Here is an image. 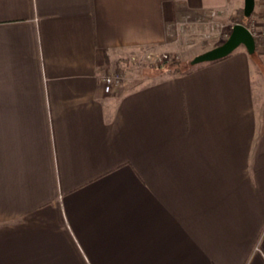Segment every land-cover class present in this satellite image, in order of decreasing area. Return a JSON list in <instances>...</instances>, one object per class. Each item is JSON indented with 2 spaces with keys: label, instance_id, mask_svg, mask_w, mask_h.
Returning <instances> with one entry per match:
<instances>
[{
  "label": "crops",
  "instance_id": "crops-1",
  "mask_svg": "<svg viewBox=\"0 0 264 264\" xmlns=\"http://www.w3.org/2000/svg\"><path fill=\"white\" fill-rule=\"evenodd\" d=\"M243 5L0 0V264H264V50L131 62Z\"/></svg>",
  "mask_w": 264,
  "mask_h": 264
},
{
  "label": "water",
  "instance_id": "water-1",
  "mask_svg": "<svg viewBox=\"0 0 264 264\" xmlns=\"http://www.w3.org/2000/svg\"><path fill=\"white\" fill-rule=\"evenodd\" d=\"M255 8V0H244L243 14L250 17ZM244 46L248 53L255 51L254 36L244 24L236 23L232 26L229 36L224 42L199 55H196L191 64L209 63L230 56L239 46Z\"/></svg>",
  "mask_w": 264,
  "mask_h": 264
},
{
  "label": "rangeland",
  "instance_id": "rangeland-1",
  "mask_svg": "<svg viewBox=\"0 0 264 264\" xmlns=\"http://www.w3.org/2000/svg\"><path fill=\"white\" fill-rule=\"evenodd\" d=\"M239 14H237L234 18H230L227 20V23H230V26L233 23H235L234 21L236 19H239ZM188 23V22H187ZM260 23V22H259ZM252 23H250V27L249 28H252L251 26ZM212 26H214V28L216 29L217 26L214 24V23H211ZM230 26H227V28H222L223 29V32L221 33H218V35H212L210 34L208 31H207V27L206 28H201V27H198L197 26V29L200 28L201 29V32L203 33L205 31V33H203V35L205 34L204 36V39H201L203 41H205L204 43H201V42H195V45H191V43H189L190 41H194V39H191L188 35V31L183 32L180 30L181 28L179 27V40H180V43H183V47H181L180 50H177V51H168V52H165V53H168V54H176L174 56H176V58L180 59L181 62V65H180V68L185 70L186 68L190 67V65H192L190 62L191 60L196 56V55H199L215 46H218L219 44H221L223 42V39L225 40L227 38V34H230L231 32V29ZM185 29H186V24L184 25ZM259 27V28H258ZM260 24L259 26H256V27H253V31L258 33L260 31ZM183 28V26H182ZM183 30V29H182ZM196 32V31H195ZM184 35V36H182ZM193 36H195V33L192 34ZM198 36V35H197ZM207 36V37H206ZM200 38V36H198ZM226 37V38H224ZM242 45L239 46L233 53H235L238 49H241ZM183 49V50H182ZM145 52H148V51H143L142 55L145 53ZM156 52V51H155ZM177 59V60H178ZM202 64V63H200ZM200 64H196V65H200ZM195 65V66H196Z\"/></svg>",
  "mask_w": 264,
  "mask_h": 264
},
{
  "label": "built area",
  "instance_id": "built-area-1",
  "mask_svg": "<svg viewBox=\"0 0 264 264\" xmlns=\"http://www.w3.org/2000/svg\"><path fill=\"white\" fill-rule=\"evenodd\" d=\"M211 23L216 24L213 20H209L203 26V28L211 27L212 26ZM251 23H252L251 24L252 28H249V27L248 28L253 35H260L263 38L262 49L264 50V6H263V10L260 14V23L259 24L261 27H260V31L258 33L253 31L254 30L253 27H256V23L254 21H252ZM185 24L190 28L189 30H190L191 34L195 33V35L202 36L204 38L205 34L203 35V33H205V31L203 33L201 31H199V33H198V31H196L197 30L196 24L189 22V21H186V22H183V24H181L180 26L182 27V25H185ZM229 25H230V23H229ZM232 25H233V22H232L230 27H232ZM169 58H170V54H168V53H165V52L156 53L154 51H148L144 54V56L141 59L137 60L135 58H132L131 62L136 64L137 66H139L138 64H143L145 62L152 63V64H158V63H161V62L168 60ZM123 78H124V72H121V71H114V72L105 71L102 75V79L107 85H120Z\"/></svg>",
  "mask_w": 264,
  "mask_h": 264
},
{
  "label": "trees",
  "instance_id": "trees-1",
  "mask_svg": "<svg viewBox=\"0 0 264 264\" xmlns=\"http://www.w3.org/2000/svg\"><path fill=\"white\" fill-rule=\"evenodd\" d=\"M254 13V11H253ZM253 13L251 14L250 17H245L244 14H243V8H241L238 12L239 14V19H236L233 23L236 24V23H241V24H244L246 27H250V23L253 21ZM227 26H229V24L227 23ZM226 26V27H227ZM225 27V26H224ZM193 35L190 34L189 37ZM197 35H195L196 37ZM229 36V34H227V37ZM254 36V41H255V52L258 51L260 48H262L263 46V38L260 36V35H253ZM226 38V37H224ZM226 40V39H225ZM223 39V42L225 41ZM176 55V54H174ZM174 55L170 54V58L164 62H161V63H158V64H152V63H143L141 67H146L148 68V70H159V69H164L165 71H169L170 73L172 74H175V73H181V72H185L187 71L188 69L190 68H194V67H200L202 64H207V63H202L200 65H190V67L186 68L185 70L181 69L180 68V65H181V62L180 59L176 58ZM175 57V58H174ZM178 59V60H177ZM215 62V61H214ZM211 63V62H209Z\"/></svg>",
  "mask_w": 264,
  "mask_h": 264
}]
</instances>
